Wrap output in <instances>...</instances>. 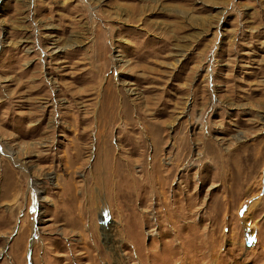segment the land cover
Masks as SVG:
<instances>
[{"label":"rangeland","instance_id":"374dc122","mask_svg":"<svg viewBox=\"0 0 264 264\" xmlns=\"http://www.w3.org/2000/svg\"><path fill=\"white\" fill-rule=\"evenodd\" d=\"M0 264H264V0H0Z\"/></svg>","mask_w":264,"mask_h":264},{"label":"water","instance_id":"95a60500","mask_svg":"<svg viewBox=\"0 0 264 264\" xmlns=\"http://www.w3.org/2000/svg\"><path fill=\"white\" fill-rule=\"evenodd\" d=\"M107 221H108V217H107L106 213L104 212L102 217L99 218V223H100V225H104L105 223H107ZM33 232H34V228H33ZM28 255H29V253L27 252V257H28Z\"/></svg>","mask_w":264,"mask_h":264},{"label":"bare ground","instance_id":"6f19581e","mask_svg":"<svg viewBox=\"0 0 264 264\" xmlns=\"http://www.w3.org/2000/svg\"><path fill=\"white\" fill-rule=\"evenodd\" d=\"M250 206L252 207V205H250ZM103 213H104V212H103ZM246 215H247V214H246ZM101 216H102V215H101ZM101 216H100V217H101ZM247 216H248V215H247ZM250 235L252 236V233H250Z\"/></svg>","mask_w":264,"mask_h":264}]
</instances>
